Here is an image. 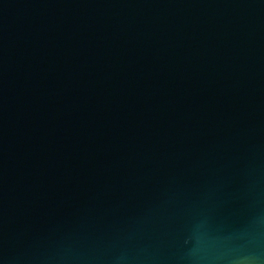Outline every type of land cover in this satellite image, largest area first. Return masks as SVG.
<instances>
[{
  "label": "water",
  "instance_id": "water-1",
  "mask_svg": "<svg viewBox=\"0 0 264 264\" xmlns=\"http://www.w3.org/2000/svg\"><path fill=\"white\" fill-rule=\"evenodd\" d=\"M0 264H264V0H0Z\"/></svg>",
  "mask_w": 264,
  "mask_h": 264
}]
</instances>
